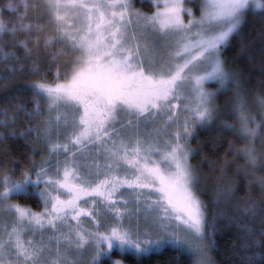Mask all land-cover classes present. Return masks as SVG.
<instances>
[{
	"label": "snow or ice",
	"instance_id": "1",
	"mask_svg": "<svg viewBox=\"0 0 264 264\" xmlns=\"http://www.w3.org/2000/svg\"><path fill=\"white\" fill-rule=\"evenodd\" d=\"M150 7L0 0V126L30 148L0 157V264H145L166 248L215 264L223 221L233 264H264V28L243 31L264 0ZM212 125L209 156L189 141ZM193 156L219 174L211 214Z\"/></svg>",
	"mask_w": 264,
	"mask_h": 264
},
{
	"label": "trees",
	"instance_id": "2",
	"mask_svg": "<svg viewBox=\"0 0 264 264\" xmlns=\"http://www.w3.org/2000/svg\"><path fill=\"white\" fill-rule=\"evenodd\" d=\"M135 7L140 8L144 11H152L150 7V1L148 0H133ZM264 28V16L258 13H251L247 16L246 22L243 25V31L246 35L251 36L255 35L258 38V34L260 30ZM226 55H231V51L226 53ZM2 66V65H0ZM43 71V69H42ZM51 77L52 73H48ZM259 76V73H257ZM35 76L22 73L20 74V80H28V79H35ZM256 81H254L255 83ZM2 83V81H0ZM3 93L0 92V95ZM218 105L223 106L224 104V97H218L216 100ZM258 111V109H257ZM222 119L233 120L232 116H222ZM260 117L257 116V119ZM18 123L21 127L24 126L25 121L22 118H18ZM198 133V138H191L189 143L193 147H199L202 153H206L209 156L212 155L210 152L208 144L214 138L213 134L217 132V128L215 125L211 127H199L196 129ZM0 157L8 156V157H17V159L22 162L26 163L25 153L30 151L29 146L27 145L26 138L20 135L12 136L9 133V130L0 126ZM226 138L234 139L231 133H226ZM240 143V142H238ZM259 143V142H258ZM227 147V144H223L219 148V152L222 153L224 148ZM36 159L40 158V152H36L35 154ZM192 162L194 164H199L201 167V181H200V189L199 194L203 200H205L208 204L207 211L211 214V211L217 207L213 201L216 197V188L215 183L218 179V173H211L209 175V166L207 164H203L201 162V156H193L191 157ZM231 171V169L229 170ZM17 175L18 173H13ZM240 195H244V192H241ZM252 197L259 198L260 196V189L258 187L254 188L250 193ZM13 200H20L23 203H27L31 205L35 209H39L42 207L39 204L35 197H20V196H13ZM232 210L229 209V213L231 214ZM237 226L235 224H229L226 221L221 222L220 226L217 229L216 234V245L217 248L210 252V257L212 260L215 261V264H233V261L236 259L232 255V244L234 241L237 240L236 237ZM118 255L117 253H114ZM122 259H126L128 264H136L135 259L131 256L121 257ZM191 256L186 254H180L176 256L175 252H173L170 248H166L165 250L160 251L157 254L152 255L145 264H191Z\"/></svg>",
	"mask_w": 264,
	"mask_h": 264
},
{
	"label": "rangeland",
	"instance_id": "3",
	"mask_svg": "<svg viewBox=\"0 0 264 264\" xmlns=\"http://www.w3.org/2000/svg\"><path fill=\"white\" fill-rule=\"evenodd\" d=\"M148 1H150V0H148ZM197 14H198V12H197ZM208 86H209V87H216V85H215L214 83H213V84H209ZM216 102H217V101H216ZM113 255H114V256H118V255H115L114 253H113ZM119 258H121V257H119ZM121 259H122V258H121ZM104 264H108V262L105 261Z\"/></svg>",
	"mask_w": 264,
	"mask_h": 264
}]
</instances>
